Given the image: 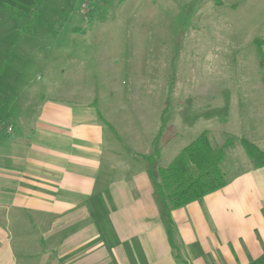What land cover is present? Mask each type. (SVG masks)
Segmentation results:
<instances>
[{
  "label": "crops",
  "instance_id": "0c3cea01",
  "mask_svg": "<svg viewBox=\"0 0 264 264\" xmlns=\"http://www.w3.org/2000/svg\"><path fill=\"white\" fill-rule=\"evenodd\" d=\"M7 77L0 79V264H264V168L238 148L236 159L225 155L222 165L233 166L225 187L170 212V245L146 159L159 133L155 169L190 143L189 128L201 118L184 123L187 107L176 114L168 106L160 132L166 105L159 125L145 109L130 115L112 100L103 113L96 100L70 102L43 89L18 105ZM227 94L228 113L214 124L229 118Z\"/></svg>",
  "mask_w": 264,
  "mask_h": 264
},
{
  "label": "rangeland",
  "instance_id": "374dc122",
  "mask_svg": "<svg viewBox=\"0 0 264 264\" xmlns=\"http://www.w3.org/2000/svg\"><path fill=\"white\" fill-rule=\"evenodd\" d=\"M12 1L0 2V60L10 67L0 65V79L13 77L18 105L43 89L70 102L96 100L103 113L112 100L113 109L130 115L145 109L159 125L166 103L172 113L187 107L193 116L223 110L229 93L225 125L201 118L189 128L188 142L202 132L214 147L232 139L227 159H236L237 148L244 152L241 137L264 151V85L255 45L262 41L264 55V0H43L31 26L33 12L27 20L12 19L28 13L34 0ZM5 23L10 26L1 31ZM110 86L119 92L103 95ZM221 131L227 134L217 137ZM230 165H222L227 176Z\"/></svg>",
  "mask_w": 264,
  "mask_h": 264
},
{
  "label": "trees",
  "instance_id": "16d2710c",
  "mask_svg": "<svg viewBox=\"0 0 264 264\" xmlns=\"http://www.w3.org/2000/svg\"><path fill=\"white\" fill-rule=\"evenodd\" d=\"M43 4V0H34V5L28 13L13 16L16 18L29 19L28 15L33 12L34 19L28 23L31 26L39 16L38 9ZM256 55L260 67L261 77L264 85V55L262 52V41L256 40ZM166 103L164 111L167 115ZM227 104L223 110L211 109L191 116L187 114V109L180 112L182 120L189 126H192L199 118L209 119L215 115L224 116L227 112ZM163 111V112H164ZM167 118L161 119L160 132L166 123ZM160 133L154 140L153 154L148 157L147 171L152 182L155 198L160 206L162 215L167 220V236L172 248L171 219L170 212L182 208L192 202H195L206 195L214 193L227 184V177L222 169L225 159V152L233 146V140L228 139L220 147H214L207 137L206 132L200 133L192 142L184 147L174 159L165 167L155 169L156 159L160 156L161 147L159 145ZM240 146L244 154L252 165L259 169L264 168V152L255 144L240 139Z\"/></svg>",
  "mask_w": 264,
  "mask_h": 264
}]
</instances>
